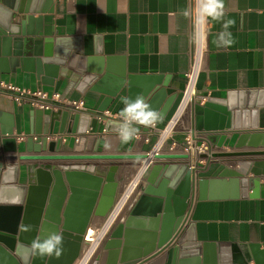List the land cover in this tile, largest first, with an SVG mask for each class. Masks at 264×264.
<instances>
[{"label": "water", "instance_id": "95a60500", "mask_svg": "<svg viewBox=\"0 0 264 264\" xmlns=\"http://www.w3.org/2000/svg\"><path fill=\"white\" fill-rule=\"evenodd\" d=\"M52 13V0H0V73L15 72L21 67L35 72L43 83H52L59 76H73L80 91L91 85L93 90L99 88L113 77L111 67L107 65L103 72L97 67L93 69L90 62L83 63L79 55L81 48L74 39L71 38L72 47L64 43L69 37L56 35ZM115 81L118 92L127 85V97L134 99L138 93L143 94L146 103L160 115L166 114L178 96L176 87L154 76H136L120 70ZM258 94L255 90L229 92L226 99L218 100L223 114L216 121L208 119L207 124L204 120L212 115L209 107L213 98L209 97L204 106L194 105L196 129L239 132L233 148L191 152L164 147L156 153L145 177L146 184L133 193L105 237L99 255L90 264H250L252 261L264 264V242L250 243L245 249L238 242L202 241L197 237L194 223L186 226L189 207L196 196L199 199L264 197V157H246L264 156V129H258L257 122ZM239 105L249 109L234 111ZM33 116L36 133H54L57 120L61 123L60 132L65 131L66 123L79 121V114L69 109L45 112L33 108ZM3 121L0 112V264H22L17 245H28L33 239L53 232L63 235L62 254L58 258L33 256L30 264H75L97 204H102L108 187H113L115 194L113 171L105 177L85 170L11 161L78 157L146 159L149 155L59 154L62 141H49L45 137L38 141L29 137L27 150L21 151L13 127ZM119 122L107 120L105 130H115L113 125ZM43 124H48V128H41ZM136 127L138 131L149 129L143 125ZM84 141L82 136L75 151L82 150ZM189 159L223 163L212 177H201L202 165ZM21 165H25L24 171Z\"/></svg>", "mask_w": 264, "mask_h": 264}, {"label": "crops", "instance_id": "0c3cea01", "mask_svg": "<svg viewBox=\"0 0 264 264\" xmlns=\"http://www.w3.org/2000/svg\"><path fill=\"white\" fill-rule=\"evenodd\" d=\"M52 7L56 35L73 38L75 45L81 48L79 55L83 63L90 62L93 69L97 67L103 72L109 65L113 77L106 79L99 88L93 90L91 85L84 91L78 89V82L73 76H59L52 83H43L35 72L24 71L21 67H17L15 72L0 73V78L21 88L41 87L50 93L58 91L69 97L85 100L84 110L79 112L70 110L73 114H79V121L66 123L64 132L59 131L60 121H55L54 133L67 135V141L62 144L59 154L145 153L150 141L156 139L157 131L164 128L175 113L183 94L185 74L190 65L191 47V16L186 17L183 12L190 13V1L52 0ZM224 7L225 15L222 20L208 19V52L198 80L197 98L186 112L179 129L167 139L165 144L167 149H181L186 137H190L210 151L231 150L239 132L206 129L200 131L195 127L194 114V105L204 106L208 98L212 97V106L209 107L212 115L204 121L206 124L208 119L216 121L218 116L223 114L222 103L218 100L226 99L229 92L254 90L259 92L257 122L258 129H264V0H224ZM226 20L234 21L228 28L234 43L227 48L217 47V37L224 31L223 23ZM120 70L131 75L160 78L161 81H167L169 85L176 87L178 91L172 107L165 115H160L155 123L154 133L150 134L147 130L138 131L128 143H122L115 130L104 131L107 120H118L107 116L106 112L119 113L125 107L122 98L127 97V85L118 92L115 81ZM245 99L247 100V97ZM246 107L239 105L233 110L243 112L249 109ZM50 111L52 110L45 112ZM0 112L5 118L4 124L13 127V136L17 138L19 150L26 151L28 138L21 140L19 136L23 133L28 135L36 133L33 108L28 104L19 105L9 94L0 93ZM40 127L47 129L48 124ZM149 127L153 128V125ZM113 128L115 129V124ZM75 135L85 136L82 150L75 151V145L79 143L75 142ZM147 135L150 141L145 140ZM117 161L124 173L131 175V179L142 163V159L137 157L33 159L13 160L11 163L52 165L85 170L107 177L111 171L114 174L113 166ZM220 163L223 162L212 160L200 166L199 176L212 177ZM224 164L230 165L229 162ZM21 168L24 171L26 167L21 165ZM147 173L141 178L139 185L146 184ZM24 179L21 178V181ZM129 185H132L130 180L122 181L119 193L114 194L105 212H100L101 204L100 202L97 204L90 226L98 228L105 222L111 208ZM188 213L186 226L190 223L196 225L199 240L238 242L245 249H248L247 245L250 243L264 242V197L199 199L196 196ZM253 263L252 261L250 264Z\"/></svg>", "mask_w": 264, "mask_h": 264}, {"label": "built area", "instance_id": "2783aa9c", "mask_svg": "<svg viewBox=\"0 0 264 264\" xmlns=\"http://www.w3.org/2000/svg\"><path fill=\"white\" fill-rule=\"evenodd\" d=\"M189 1L191 16L190 65L185 74V86L183 89V94L180 103L175 113L173 114L169 122L165 125V127L157 131V136L154 141H150V137H148V135L145 137L146 141H150V146L145 151V153H147L149 157L146 159H142V163L138 172L130 180V184H132L133 186L129 185L126 188L121 198L111 208L105 222L100 227L96 228L97 231L94 236L95 238L88 239V232L85 233V242L83 241L84 246L75 264H90V262L93 260V257L100 250L105 237L108 235L110 228L116 223V221L120 217V214L124 210L127 201L132 197L133 193H135L137 189H140L141 185H139V182L151 167L154 161V155L164 149L167 139H169V137H171L179 129L181 123L184 120L186 112L197 98L198 80L205 66V61L208 52V21L204 22L200 19L199 9L197 7V0ZM0 93L9 94L19 105L28 104L32 108H38L44 111L65 108L73 112H79L86 108L85 100L82 98H72L58 91H53L50 93L49 91H46L41 87H38L36 89L21 88L1 78ZM118 114L119 113H111L110 111L106 112L107 116L120 120ZM154 127L155 124L153 125V128L149 127L147 131L150 134H153ZM29 137H32L34 141H38L44 137L49 141L59 139L62 141V143H65L67 141V135L65 133H32L30 135L23 133L19 136L21 140H25ZM80 137V135H75V142H79ZM181 146L182 148H185L187 151L191 152H197L206 149L203 148V145L197 144L195 142V139H191L190 137H186L185 141ZM137 177L139 180L136 179ZM119 205L120 207L117 210ZM114 212H116L115 215ZM113 215L114 217L112 218Z\"/></svg>", "mask_w": 264, "mask_h": 264}, {"label": "clouds", "instance_id": "9594fccd", "mask_svg": "<svg viewBox=\"0 0 264 264\" xmlns=\"http://www.w3.org/2000/svg\"><path fill=\"white\" fill-rule=\"evenodd\" d=\"M197 7L199 9V17L204 22H207L208 19L220 21L225 15L224 0H197ZM183 15L187 17L190 13L184 11ZM233 23L234 21L232 20L224 21V31L218 34L217 47L227 48L234 43L232 34L228 31V28ZM64 43L72 45L71 37ZM122 103L125 107L118 114L120 122L115 125V131L118 133L122 143H128L136 135L139 130L136 125L152 126L160 118V114L146 103L143 94L138 93L134 99L124 97L122 98ZM25 230H28L27 227ZM62 246L63 235L59 232H53L42 238L33 239L28 245L20 243L17 245L16 251L22 264H30L33 256L58 258L62 254Z\"/></svg>", "mask_w": 264, "mask_h": 264}, {"label": "bare ground", "instance_id": "6f19581e", "mask_svg": "<svg viewBox=\"0 0 264 264\" xmlns=\"http://www.w3.org/2000/svg\"><path fill=\"white\" fill-rule=\"evenodd\" d=\"M198 160L196 159H191L190 162H197ZM112 176V173H111ZM139 177V176H138ZM138 177L136 179H138ZM135 179V180H136ZM136 182V181H135ZM134 182V183H135ZM133 186V185H132ZM113 193H114V188L113 187H108L106 193L103 195V200H102V204L99 207V211L100 212H105V210L107 209V206L109 205V203L112 201L113 198ZM120 205L118 206L117 210L119 209ZM116 212H114L115 215ZM114 215L112 216V218L114 217ZM111 218V220H112ZM96 228L93 226H89V228L87 229L86 232H88V239H94L95 237V233H96Z\"/></svg>", "mask_w": 264, "mask_h": 264}, {"label": "rangeland", "instance_id": "374dc122", "mask_svg": "<svg viewBox=\"0 0 264 264\" xmlns=\"http://www.w3.org/2000/svg\"><path fill=\"white\" fill-rule=\"evenodd\" d=\"M207 162V159L198 160V163L201 165H204ZM117 164L114 165V174L112 175V181L116 182V190L115 194L119 193V189L121 187L122 181L131 180V175L128 174L121 169V164H119V161L116 162ZM135 176V175H134Z\"/></svg>", "mask_w": 264, "mask_h": 264}, {"label": "flooded vegetation", "instance_id": "af4514ba", "mask_svg": "<svg viewBox=\"0 0 264 264\" xmlns=\"http://www.w3.org/2000/svg\"><path fill=\"white\" fill-rule=\"evenodd\" d=\"M85 236V235H84ZM82 249V248H81ZM81 252V251H80ZM80 255V254H79Z\"/></svg>", "mask_w": 264, "mask_h": 264}]
</instances>
